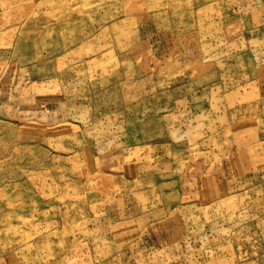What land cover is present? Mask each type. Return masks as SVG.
<instances>
[{
  "label": "rangeland",
  "instance_id": "1",
  "mask_svg": "<svg viewBox=\"0 0 264 264\" xmlns=\"http://www.w3.org/2000/svg\"><path fill=\"white\" fill-rule=\"evenodd\" d=\"M0 264H264V0H0Z\"/></svg>",
  "mask_w": 264,
  "mask_h": 264
}]
</instances>
